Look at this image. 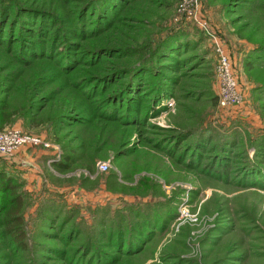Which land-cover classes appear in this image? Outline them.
<instances>
[{
	"label": "rangeland",
	"instance_id": "rangeland-1",
	"mask_svg": "<svg viewBox=\"0 0 264 264\" xmlns=\"http://www.w3.org/2000/svg\"><path fill=\"white\" fill-rule=\"evenodd\" d=\"M14 127L0 264H264V0H0Z\"/></svg>",
	"mask_w": 264,
	"mask_h": 264
},
{
	"label": "built area",
	"instance_id": "built-area-1",
	"mask_svg": "<svg viewBox=\"0 0 264 264\" xmlns=\"http://www.w3.org/2000/svg\"><path fill=\"white\" fill-rule=\"evenodd\" d=\"M180 2L183 7L189 4H197V0H180ZM218 59L220 104L224 107L239 105L242 99L238 92V85L234 78L233 67L228 53L219 48ZM39 147L49 149L51 146L42 138L17 128L0 130V157L2 158H11L22 149H36ZM107 169L108 166L105 164L99 166V170L106 171Z\"/></svg>",
	"mask_w": 264,
	"mask_h": 264
},
{
	"label": "trees",
	"instance_id": "trees-1",
	"mask_svg": "<svg viewBox=\"0 0 264 264\" xmlns=\"http://www.w3.org/2000/svg\"><path fill=\"white\" fill-rule=\"evenodd\" d=\"M7 189L9 191H12V189H14V187L9 186ZM16 203H18L20 205L21 204L20 199L17 198ZM13 219L14 220L11 219V222H12L11 224H13V226H14L13 228L17 229V226H18V228L21 227L22 222L19 221L20 219H17V218H13ZM14 240L19 243V246L21 245V243H22L21 241L24 240V235H23L22 231H20L16 235H14ZM20 248H22V246H20Z\"/></svg>",
	"mask_w": 264,
	"mask_h": 264
},
{
	"label": "crops",
	"instance_id": "crops-1",
	"mask_svg": "<svg viewBox=\"0 0 264 264\" xmlns=\"http://www.w3.org/2000/svg\"><path fill=\"white\" fill-rule=\"evenodd\" d=\"M14 128H18V129H20L19 127H14ZM20 130H21V129H20ZM19 153H20V154H18V159H19V161L21 160L22 163L25 162V160H26V158H27L26 150H21ZM26 164H27L26 162L23 163V165H26Z\"/></svg>",
	"mask_w": 264,
	"mask_h": 264
}]
</instances>
